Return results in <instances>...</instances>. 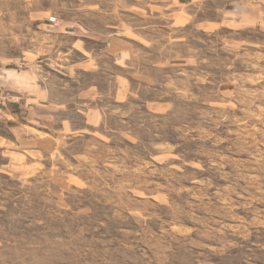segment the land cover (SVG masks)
I'll use <instances>...</instances> for the list:
<instances>
[{
  "label": "rangeland",
  "instance_id": "obj_1",
  "mask_svg": "<svg viewBox=\"0 0 264 264\" xmlns=\"http://www.w3.org/2000/svg\"><path fill=\"white\" fill-rule=\"evenodd\" d=\"M134 1L0 0V64L64 45L42 31L50 25L78 38L128 27L146 42L153 26L125 12L142 11ZM182 39L187 54L161 47L168 61L149 55L156 70L135 62L128 73L163 91L133 79L119 99L141 102L115 104L108 81L103 134L61 131L25 158L0 150V264H264V28ZM10 99L1 94L0 110Z\"/></svg>",
  "mask_w": 264,
  "mask_h": 264
},
{
  "label": "crops",
  "instance_id": "obj_2",
  "mask_svg": "<svg viewBox=\"0 0 264 264\" xmlns=\"http://www.w3.org/2000/svg\"><path fill=\"white\" fill-rule=\"evenodd\" d=\"M135 4L142 7V11L136 8L125 12L135 22L153 26L154 32L146 35V42H139L143 35L139 33L136 35L139 39L136 38L135 32L128 31V27L123 33L111 34L105 30H87L78 38L70 28L73 26L50 25L42 31L50 40L63 38L66 41L64 45L53 48L54 43L50 41L47 56L34 58L24 67L23 63L0 64V98L3 93L11 98L0 110V150L3 153L20 149L25 158L27 151H50L52 142H56V133L61 131L65 132L64 135L70 132L77 136L103 134L105 108H108L107 102H112L103 97L112 91L109 83L113 85L115 104L129 100L135 104L141 102L135 98L119 99L122 95L120 88L133 79L150 86V89L163 91L155 86L159 83L156 77H152L151 83L135 79L128 73L135 72V62L140 66L146 65L144 67L150 71L156 70L159 66L146 62L149 55L153 60L161 58L160 61H168V55L172 53H159L161 47H165L168 53L170 45L174 44L175 53H184L189 45V41L182 39L186 32L205 33L222 27L233 28L237 32L264 28V0H259L256 6L250 0H135L131 5L133 9ZM175 32L178 33L172 34ZM134 42L141 43L142 48L135 50ZM140 50H143L142 54ZM61 110L76 112L84 122L75 125L68 116L58 115ZM145 112L153 114L147 108ZM95 116L100 119L98 128L92 127ZM40 127L47 129L43 135Z\"/></svg>",
  "mask_w": 264,
  "mask_h": 264
},
{
  "label": "built area",
  "instance_id": "obj_3",
  "mask_svg": "<svg viewBox=\"0 0 264 264\" xmlns=\"http://www.w3.org/2000/svg\"><path fill=\"white\" fill-rule=\"evenodd\" d=\"M52 20H54V19H52ZM0 100H1V98H0ZM0 107H1V104H0Z\"/></svg>",
  "mask_w": 264,
  "mask_h": 264
}]
</instances>
